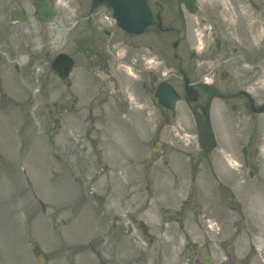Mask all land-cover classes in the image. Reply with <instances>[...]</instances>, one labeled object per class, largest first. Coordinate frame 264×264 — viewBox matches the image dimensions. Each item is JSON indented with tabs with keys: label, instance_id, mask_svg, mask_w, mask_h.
I'll use <instances>...</instances> for the list:
<instances>
[{
	"label": "rangeland",
	"instance_id": "374dc122",
	"mask_svg": "<svg viewBox=\"0 0 264 264\" xmlns=\"http://www.w3.org/2000/svg\"><path fill=\"white\" fill-rule=\"evenodd\" d=\"M78 1L55 0L56 15L40 24L28 0H0V264H38L35 249L46 264H204L205 256L264 264V113L226 112L213 99L217 148L207 154L181 103L162 115L130 102L125 63L114 59L110 80L93 67V42L103 36L82 21L69 30L81 18ZM213 4L217 17L234 13L231 0ZM16 6L25 21L9 20ZM122 42L119 51L145 52L148 65L146 47L139 55ZM59 52L75 61L64 80L49 71ZM260 65L246 69L257 105ZM244 146L257 157L248 168L240 167ZM207 156L222 189L203 171Z\"/></svg>",
	"mask_w": 264,
	"mask_h": 264
},
{
	"label": "flooded vegetation",
	"instance_id": "af4514ba",
	"mask_svg": "<svg viewBox=\"0 0 264 264\" xmlns=\"http://www.w3.org/2000/svg\"><path fill=\"white\" fill-rule=\"evenodd\" d=\"M82 1L89 9L92 0ZM94 1L102 3L107 0ZM213 2L146 0L151 21L139 35L119 30L111 19L109 7H99L86 13V21L92 24L93 32L105 36L93 42V67L104 72L114 63L112 57L117 55L119 39L127 49L138 51L139 55L146 47L148 55H153L152 66H141L145 52L141 56H131V59L123 52L120 57L137 72L131 84L130 102L132 97H136L143 106H153L163 115L162 112L167 113V110L155 97L156 87L162 80L170 83L180 96L179 102L193 116L197 137L207 154L211 152L205 142L209 137V124L203 112L212 111L213 99L220 98L226 112L232 113L243 110L256 114L264 106V98L255 104L254 95L246 87V69L258 72L257 68L264 62V0H231L234 13L218 17ZM169 47V54L163 56L161 53ZM199 67H207L208 70L199 72ZM231 68L237 71L231 74ZM216 79L222 80V87L215 85ZM186 83L192 86L190 93H187ZM238 84H241L240 88L232 90ZM193 90L197 96L194 102H190L187 97L193 95ZM243 153L244 162L257 160L256 153L252 154L248 149ZM206 159L208 169L212 171L211 157Z\"/></svg>",
	"mask_w": 264,
	"mask_h": 264
},
{
	"label": "water",
	"instance_id": "95a60500",
	"mask_svg": "<svg viewBox=\"0 0 264 264\" xmlns=\"http://www.w3.org/2000/svg\"><path fill=\"white\" fill-rule=\"evenodd\" d=\"M34 3L37 6L38 14L41 18H49L52 15L51 11V3L49 0H33ZM135 0H128L129 5L133 6L135 3ZM125 0H116L113 2H110V4L115 9V17L117 18L118 24L127 30L133 31V32H139L142 30L143 26L147 24V18L145 16L146 8L144 6L143 0H139L137 3L139 4V9L136 12L135 9L131 8L128 11H130L129 16L126 17L124 13L127 11L125 10ZM134 10V11H133ZM14 17H17L18 19H22L21 16H17L14 14ZM73 66L72 60L66 56L65 54H60L56 57V59L53 61L51 65V71L58 75L60 78L66 77L69 72L71 71V68ZM168 87H165V84L162 85L161 89L163 90L161 92L165 101L163 104H165L167 107H171V104L173 102L174 96H172V91L167 89ZM164 92V93H163ZM205 264L210 263V259L207 257L203 258Z\"/></svg>",
	"mask_w": 264,
	"mask_h": 264
}]
</instances>
